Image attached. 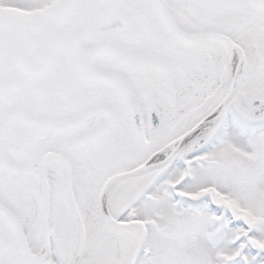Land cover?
I'll return each instance as SVG.
<instances>
[{
  "label": "snow or ice",
  "instance_id": "6c2138e0",
  "mask_svg": "<svg viewBox=\"0 0 264 264\" xmlns=\"http://www.w3.org/2000/svg\"><path fill=\"white\" fill-rule=\"evenodd\" d=\"M0 264H264V0H0Z\"/></svg>",
  "mask_w": 264,
  "mask_h": 264
}]
</instances>
